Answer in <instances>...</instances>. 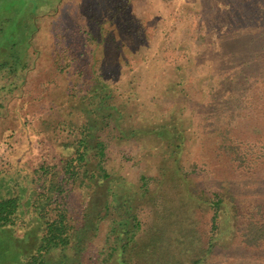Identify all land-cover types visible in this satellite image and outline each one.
Instances as JSON below:
<instances>
[{
    "label": "rangeland",
    "instance_id": "1",
    "mask_svg": "<svg viewBox=\"0 0 264 264\" xmlns=\"http://www.w3.org/2000/svg\"><path fill=\"white\" fill-rule=\"evenodd\" d=\"M229 3L0 0V67L25 62L0 73V138L13 134L17 144L11 163L24 157L23 166H30L22 155L27 141L10 130L18 127L14 106L30 128L42 129L49 106L63 116L74 107L67 88L76 79L84 88L93 77L109 86L113 103L122 104V128L163 126L182 135L178 150L176 140L119 139L111 127L101 134L116 211L97 221L84 261L104 257L101 250L113 242L112 219L124 207L139 226L129 245L135 244L138 264H264V92L234 96L214 89V77L224 83L232 45L238 52L233 71L243 62L244 19L230 25ZM41 149L52 163L48 143ZM4 151L0 144V168L9 157ZM173 152L184 187L158 179L163 166L172 167ZM217 199L214 229L213 207L203 201ZM85 202L82 191L68 193L74 224Z\"/></svg>",
    "mask_w": 264,
    "mask_h": 264
},
{
    "label": "trees",
    "instance_id": "2",
    "mask_svg": "<svg viewBox=\"0 0 264 264\" xmlns=\"http://www.w3.org/2000/svg\"><path fill=\"white\" fill-rule=\"evenodd\" d=\"M229 12L230 25L234 28L236 24L232 21L244 19L245 46L244 54L240 56L243 62H238V68L233 71V60L238 52L232 45L229 62H225L226 69L222 73H227L222 83L224 86L220 82L222 78L214 77V89L219 91L220 88L221 95L225 92L235 96L239 92H246L250 96L254 93L255 97L264 92V86H259V82H264V0H255L253 4L230 0ZM36 32L37 29L33 33ZM26 45L28 47V42ZM24 63V58L22 62H8L5 68L0 67V73L4 70L11 73ZM85 85L82 86L77 79L70 84L67 88L71 97L69 105L75 103L74 107L63 116L58 114L56 108L49 106V113L46 111L40 117L44 126L42 129L30 128L19 114L20 107L13 108L18 127L10 130L27 141L22 155L28 159L30 166H23L24 157L16 165L11 163V150H15L17 145L13 141V134L0 138V144L5 145V158L9 156L0 168V264L139 263L135 258L136 253L131 255L136 249L135 244L129 247L139 226L136 217L124 207L123 213L112 219L113 242L108 243L106 251L101 250L104 257L95 262L90 258L84 261L82 257L92 231L97 228V221L115 208L108 199L111 178L104 167L105 144L101 134L111 127L108 131L119 139L156 138L169 143L176 140L178 150L182 148V135L163 126L152 129L122 128V104L116 106L113 103L115 96L109 86L96 77L87 83L86 88ZM247 108H252V104L247 102ZM33 141L37 150L35 157H30L34 150ZM56 142H61L58 145L60 148H57ZM47 143L49 154L53 155L52 163H47L41 153V148ZM178 152L170 156L173 158L172 167L163 166L158 179L160 182L175 181L184 187L186 180L178 166ZM76 190L82 191L86 200L85 213L78 224H74L68 214L66 203L68 193ZM220 202V199L215 202L203 201L213 207L214 229ZM199 263L200 260L194 262Z\"/></svg>",
    "mask_w": 264,
    "mask_h": 264
}]
</instances>
